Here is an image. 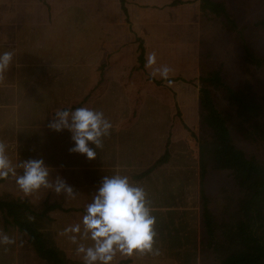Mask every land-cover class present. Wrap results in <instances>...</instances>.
I'll return each instance as SVG.
<instances>
[{
  "label": "rangeland",
  "instance_id": "1",
  "mask_svg": "<svg viewBox=\"0 0 264 264\" xmlns=\"http://www.w3.org/2000/svg\"><path fill=\"white\" fill-rule=\"evenodd\" d=\"M4 1L0 0V9L10 10ZM30 1L28 28L18 23L2 26L10 27L7 32L12 38L9 35L0 38V52L12 53L14 79L8 68L0 71V144L5 146L13 165L42 157L50 166V179L59 174L76 192L74 197H65L63 193L57 195L51 189L41 188L27 195L35 202L49 197L63 207L73 203L84 208L103 175L124 171L130 175V169L133 177L146 171L165 152L167 139L173 152L167 162L188 166L189 175L196 174L198 178V163L192 158L198 162L199 141L190 128L201 130L198 106L202 75L219 71L231 85L250 83L259 96L264 94V66L257 68L241 56L248 46L257 56L264 57V23H257L264 21V0H222L227 8L225 16H216L201 7V0H177L180 1L177 4L167 0ZM42 1L50 13L43 11V16L38 18L36 12L42 9ZM140 2V5L146 3L145 6L136 8ZM177 5L189 6L181 9V14L190 13L188 20L196 17L194 29L201 30L202 40H191L193 34L186 33V39L174 43L173 37L179 36L166 34L164 29L160 35L170 37L164 40L168 46L149 51L159 42L141 32L139 35L142 25L135 18L145 9L146 17L168 20L173 13L168 9ZM110 8L118 13L109 12ZM51 15L54 21L45 24ZM122 15L131 38H108L110 28L116 27L114 18L122 22ZM109 17H114L113 23ZM178 20L183 21L181 17ZM47 36L52 37L49 43ZM187 38L190 39L186 41ZM10 42L13 45L9 48L5 44ZM191 58L196 60V66L185 64ZM160 65L171 69L168 78L171 83L151 75ZM222 94L218 93V99L226 105L228 100ZM80 106L101 110L113 125L102 148L97 149V156L91 160L68 151L72 142L67 131L54 132L46 126L57 109ZM170 125L175 129L172 134H169ZM251 149L264 158V142L252 143ZM16 171L19 174L22 169ZM132 179L137 184L135 175ZM226 185H231L227 177L217 173L208 179L205 191L214 198H222ZM0 194L25 196L11 175L0 179ZM190 207L198 216L203 213L198 196ZM216 212L221 216L219 209ZM2 225L0 232L6 234L15 229L8 227L6 231ZM22 241L21 237L18 246ZM200 246L203 262L206 251L203 252L202 241ZM8 261L1 259L0 264ZM43 263L48 264L47 260Z\"/></svg>",
  "mask_w": 264,
  "mask_h": 264
},
{
  "label": "trees",
  "instance_id": "2",
  "mask_svg": "<svg viewBox=\"0 0 264 264\" xmlns=\"http://www.w3.org/2000/svg\"><path fill=\"white\" fill-rule=\"evenodd\" d=\"M201 7L216 16L227 14L222 0H201ZM42 9L36 12L38 18L43 16V11L50 13L49 8ZM53 21L51 15L45 24ZM39 29L42 34L44 27ZM51 40L52 37H46V42ZM241 56L257 68L264 66V57L257 56L248 46ZM7 68L14 79L12 56ZM200 79L201 130L190 128V132L198 138L200 149L198 162L192 159L200 170L202 242L203 252L206 251L202 264H264V158L251 149L252 143L264 142V94L259 96L250 83L231 85L219 71L209 72ZM219 92L228 100L226 105L220 103ZM173 131L170 125L169 134ZM170 144L167 139L165 152L146 171L135 175L136 179L169 161V156L173 155L168 147ZM186 171L187 178L191 173L189 167ZM217 173H223L231 184L224 186L222 198H214L205 191L206 182ZM76 209L72 207L69 211ZM218 209L221 211L219 217ZM66 210L49 197L35 202L23 195L0 194V225L14 227L29 249L51 264H68L65 253L54 244L53 233L49 230L54 215Z\"/></svg>",
  "mask_w": 264,
  "mask_h": 264
},
{
  "label": "clouds",
  "instance_id": "3",
  "mask_svg": "<svg viewBox=\"0 0 264 264\" xmlns=\"http://www.w3.org/2000/svg\"><path fill=\"white\" fill-rule=\"evenodd\" d=\"M11 56V52H0V71L7 69ZM170 72L167 65H160L153 69L151 75L171 83L168 79ZM46 126L54 132L67 131L72 142L68 151L82 154L89 160L97 156V149L102 148L113 127L101 110L87 106L59 108ZM17 168L22 169L19 174ZM50 170L42 157L13 165L5 146L0 144V179L13 176L25 196L44 188L57 195L63 193L65 197H74L76 192L61 175L50 179ZM155 223L145 189L131 182L127 175L117 172L102 176L80 222L64 231L73 233L69 239L76 244L82 264H115L117 254H158L159 250L154 249L157 237ZM78 236L80 241L91 243L78 242ZM13 243L9 235L0 232V246Z\"/></svg>",
  "mask_w": 264,
  "mask_h": 264
},
{
  "label": "crops",
  "instance_id": "4",
  "mask_svg": "<svg viewBox=\"0 0 264 264\" xmlns=\"http://www.w3.org/2000/svg\"><path fill=\"white\" fill-rule=\"evenodd\" d=\"M173 1L174 0H167L168 3H171ZM29 2L31 1H4V3L10 8V10H6V7H4V9L3 7H1L0 9V38H4L8 35L11 37V34H9L7 31L10 27L16 25L17 23L24 28H28L31 21L29 18ZM35 3L38 4L37 2ZM117 3L118 5L121 4L120 2ZM40 4L42 5V8L45 9V3H43L42 1V3ZM140 4L141 2L137 5L136 8L141 9V7H144L146 3H144V5ZM185 7L186 9H189V6L179 5L168 9V11H170L171 13L173 12L168 20H153L152 17H146L148 13L147 10L142 9L140 11L139 17L135 18V20H140L139 24L141 23L142 25L141 29L139 27V35L143 33L144 36L150 37L151 39L155 38V40L159 42H154L156 46H152L151 48H149V51H155L159 48L164 49L166 46H168L164 44V40L168 38L170 39V37L166 35L167 33H172L175 36H179L178 38L173 37L174 43L177 39H186L184 37L186 33L193 34L191 40H193L194 38H196L197 41L202 40L203 35L201 33V30L198 29L196 32V30L194 29V23L197 20L196 17L193 20H188V18L191 16L189 15L190 13L182 16L181 9H185ZM198 7L200 10V4H198ZM150 11L153 13V9ZM109 12L114 13L115 9L110 8ZM117 13L118 12H115L114 15ZM179 17H181L183 21L178 20ZM18 18L20 19L19 22ZM113 18L114 17H109L111 23H113ZM45 19L46 17L44 18V21ZM121 19H123L124 21L121 22L114 18L116 27L110 28V31L107 33L108 36H110L108 38H113L112 36H122L123 39L131 38L129 31L127 30L128 28H126L125 17L123 15ZM131 20L134 21L133 18H131ZM2 26L10 27L6 28ZM168 26H171V28L167 29ZM164 29H166V34L164 33L165 37H162L160 34L163 35ZM194 33L196 36H194ZM150 38L149 40H151ZM190 38H187L186 41H188ZM27 39L28 38H26V40ZM174 43L172 45H174ZM5 45H9L10 48L13 44H11L10 42V44ZM5 45L3 44V46ZM26 45L28 46V44ZM159 55L160 54H158V56ZM195 61V59L191 58L185 64L196 66L197 63ZM192 70L193 67L191 71ZM131 163L135 164L134 162ZM167 163H170V165L167 166ZM177 163L178 162L166 161L164 164L149 170V172L145 173L143 178L136 179L137 184L145 189L152 208V215H154L156 218L155 228L157 231V237L156 243L154 244V249L159 250L158 254L136 253L132 256H120L119 254H117L115 264H202V253L200 249L203 230L202 213H200V216H198L195 213V210L190 207L192 204H194L195 197L198 196L200 207L202 210L201 184L199 179L200 177L196 178V174H194L192 176L189 175L186 178L185 174L188 173V171H186L188 166H179ZM172 167H175L179 170H173L171 169ZM128 170L130 172V175L125 171L122 172V174L129 176L130 181H132L134 175L137 174H134L132 177V170ZM184 178L186 181H184ZM190 200H192V202ZM64 207L68 210L59 211L54 215V220L52 221L49 230L53 233L52 236L54 244L60 250H62V252L65 253L67 263L82 264L81 256L76 252V244H74L69 239V237L73 235V233H66L64 230L72 225L79 223L80 218L84 214V211L82 210V208H77L79 206H75L73 203L68 204ZM70 207H76L77 209L75 211H69L71 209ZM59 217H62L63 219L61 220L59 219ZM3 228L7 231V228ZM7 235H9L14 240V243L10 245L0 246V260L8 258V264H44V259H41L36 252L29 251V247L26 244L25 240H23L18 246L21 235L17 232L16 229L10 230ZM78 242L85 243L86 245L91 243V241L88 240L80 241L79 236ZM75 257H77L78 259H75ZM48 264H51L50 261L48 262Z\"/></svg>",
  "mask_w": 264,
  "mask_h": 264
}]
</instances>
